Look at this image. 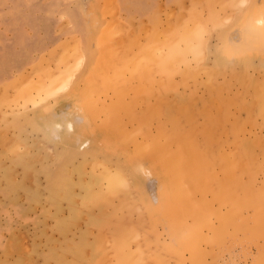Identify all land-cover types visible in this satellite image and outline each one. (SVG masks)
I'll use <instances>...</instances> for the list:
<instances>
[{
    "label": "rangeland",
    "instance_id": "1",
    "mask_svg": "<svg viewBox=\"0 0 264 264\" xmlns=\"http://www.w3.org/2000/svg\"><path fill=\"white\" fill-rule=\"evenodd\" d=\"M263 62L264 0H0V264H264Z\"/></svg>",
    "mask_w": 264,
    "mask_h": 264
},
{
    "label": "bare ground",
    "instance_id": "2",
    "mask_svg": "<svg viewBox=\"0 0 264 264\" xmlns=\"http://www.w3.org/2000/svg\"><path fill=\"white\" fill-rule=\"evenodd\" d=\"M259 23V22H258ZM262 33V32H261ZM49 86V85H48ZM50 87V86H49ZM49 87L46 86V88L48 89ZM189 204V203H188ZM204 215V214H203ZM226 226V225H225ZM206 239V238H205ZM190 244L188 246H186V248L190 249L191 247H189ZM191 250V249H190ZM126 263V261H124V264ZM120 264V263H119Z\"/></svg>",
    "mask_w": 264,
    "mask_h": 264
},
{
    "label": "clouds",
    "instance_id": "3",
    "mask_svg": "<svg viewBox=\"0 0 264 264\" xmlns=\"http://www.w3.org/2000/svg\"><path fill=\"white\" fill-rule=\"evenodd\" d=\"M139 167L141 168V170L146 171V170L144 169V166H143V165H140Z\"/></svg>",
    "mask_w": 264,
    "mask_h": 264
},
{
    "label": "crops",
    "instance_id": "4",
    "mask_svg": "<svg viewBox=\"0 0 264 264\" xmlns=\"http://www.w3.org/2000/svg\"><path fill=\"white\" fill-rule=\"evenodd\" d=\"M253 63H255V64H256V63H257V61H253ZM258 63H259V62H258ZM262 64L264 65V62H263ZM263 68H264V66H263Z\"/></svg>",
    "mask_w": 264,
    "mask_h": 264
}]
</instances>
